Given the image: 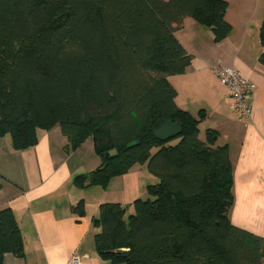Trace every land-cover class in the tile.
Masks as SVG:
<instances>
[{
	"label": "trees",
	"instance_id": "16d2710c",
	"mask_svg": "<svg viewBox=\"0 0 264 264\" xmlns=\"http://www.w3.org/2000/svg\"><path fill=\"white\" fill-rule=\"evenodd\" d=\"M227 0H0V136L22 150L39 130L60 125L71 149L89 137L102 163L75 183L106 186L147 163L159 182L134 211L102 203L93 220L96 250L126 264H264V238L234 225L233 168L219 132L181 109L168 77L193 56L176 36L191 17L216 42L233 29ZM264 65V17L260 27ZM160 120L183 130L163 141ZM138 141L129 146L130 143ZM116 149L117 156L110 151ZM73 211L85 215L84 201ZM24 256V237L10 207L0 209V264Z\"/></svg>",
	"mask_w": 264,
	"mask_h": 264
},
{
	"label": "crops",
	"instance_id": "0c3cea01",
	"mask_svg": "<svg viewBox=\"0 0 264 264\" xmlns=\"http://www.w3.org/2000/svg\"><path fill=\"white\" fill-rule=\"evenodd\" d=\"M226 19L233 29L216 42L209 27L187 17L176 32L178 40L192 54L191 65L183 74L171 75L181 109L198 116L200 138L206 130L219 132L217 145H227L233 168L231 222L264 238V65L260 27L264 0H227ZM238 68L255 85L250 119L234 110L230 93L212 71L217 61ZM39 142L26 149L13 147L11 135L0 136V209L10 207L24 237V256L4 254V264H68L79 256L83 264H126L103 259L96 250L95 234L100 228L93 220L102 203H120L134 211L138 198H147V188L159 179L147 163L134 165L128 172L113 176L104 187L75 183L78 175L101 165L92 137L71 149L59 126L39 130ZM84 201L85 215L73 211Z\"/></svg>",
	"mask_w": 264,
	"mask_h": 264
},
{
	"label": "built area",
	"instance_id": "2783aa9c",
	"mask_svg": "<svg viewBox=\"0 0 264 264\" xmlns=\"http://www.w3.org/2000/svg\"><path fill=\"white\" fill-rule=\"evenodd\" d=\"M212 71L219 81L227 87L234 110L243 119H250L254 109L250 104L251 97L255 92V85L238 68L226 65L217 60L212 65ZM68 264H83L79 256H74Z\"/></svg>",
	"mask_w": 264,
	"mask_h": 264
},
{
	"label": "water",
	"instance_id": "95a60500",
	"mask_svg": "<svg viewBox=\"0 0 264 264\" xmlns=\"http://www.w3.org/2000/svg\"><path fill=\"white\" fill-rule=\"evenodd\" d=\"M183 125L182 122H172L170 120H160L156 125L153 126L154 133L163 141L177 137L182 133ZM138 141L130 143L129 146L136 144ZM112 156H117L118 152L116 149L110 151Z\"/></svg>",
	"mask_w": 264,
	"mask_h": 264
},
{
	"label": "rangeland",
	"instance_id": "374dc122",
	"mask_svg": "<svg viewBox=\"0 0 264 264\" xmlns=\"http://www.w3.org/2000/svg\"><path fill=\"white\" fill-rule=\"evenodd\" d=\"M57 126H59V127L61 128V126H60V125H57Z\"/></svg>",
	"mask_w": 264,
	"mask_h": 264
}]
</instances>
